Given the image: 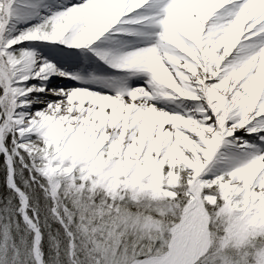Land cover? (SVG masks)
<instances>
[{
	"label": "snow or ice",
	"instance_id": "snow-or-ice-1",
	"mask_svg": "<svg viewBox=\"0 0 264 264\" xmlns=\"http://www.w3.org/2000/svg\"><path fill=\"white\" fill-rule=\"evenodd\" d=\"M0 264H264V0H0Z\"/></svg>",
	"mask_w": 264,
	"mask_h": 264
}]
</instances>
